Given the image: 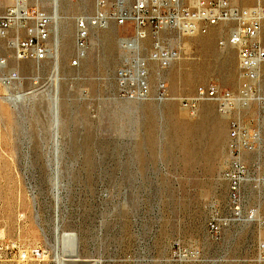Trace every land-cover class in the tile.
I'll use <instances>...</instances> for the list:
<instances>
[{
    "label": "rangeland",
    "instance_id": "1",
    "mask_svg": "<svg viewBox=\"0 0 264 264\" xmlns=\"http://www.w3.org/2000/svg\"><path fill=\"white\" fill-rule=\"evenodd\" d=\"M15 1L0 0V6ZM231 2L251 6L257 0ZM59 3L61 15L71 19L69 33L59 20L56 85L55 58L19 59L0 39V59L19 76L0 88V236L41 247L45 264H59L56 253L74 264L73 242L77 264H264V186L254 180L243 186V217L252 212L253 219L233 220L217 235L209 228L215 211L231 216L224 171L233 120L259 133L257 149L242 159L251 179L264 178V106L253 102L223 115L213 102L192 112L178 100L211 81L238 91V51L220 44L234 25L184 39L163 32L171 46L182 45V56L166 69L151 61V93L132 98L122 94L116 72L126 59L148 56L152 38L130 51L120 42L125 29L111 23L92 33L88 57L72 67L75 17L94 8L92 1L81 9L71 0ZM44 5L52 14L53 0ZM161 80L168 96L160 99ZM261 90L264 95V64ZM180 250L189 255L179 256Z\"/></svg>",
    "mask_w": 264,
    "mask_h": 264
},
{
    "label": "built area",
    "instance_id": "2",
    "mask_svg": "<svg viewBox=\"0 0 264 264\" xmlns=\"http://www.w3.org/2000/svg\"><path fill=\"white\" fill-rule=\"evenodd\" d=\"M34 1V5L30 3ZM45 0H16L6 7L0 6V39H6L14 55L19 59L43 61L55 58L51 47L53 35L52 14L44 5ZM78 3L92 1L93 11L81 12L75 17V53L70 65L77 67L88 57L91 36L96 30L111 23L125 34L120 37L124 48L140 51L147 38H152L148 56L126 59L117 70L116 77L122 85V94L132 98H146L151 93L149 63L156 62L161 69L179 60L182 45L171 46L162 38L163 32L174 33L180 39L204 34L220 24H233L228 37L221 45H231L238 51L241 84L237 92L211 81L199 85L193 95L180 97L179 103L194 112L201 102H213L223 115H230L238 107H248L253 102L264 106L261 90V68L264 64V43L261 32L264 24V0L251 6H237L231 0H71ZM16 30V35L9 34ZM22 32V34H21ZM24 33V34H23ZM169 40V39H168ZM19 81L17 73L6 69V59H0V88L10 87ZM157 96H168L167 85L161 80ZM260 135L250 132L238 120L230 124V160L224 171L229 183L230 217H221L216 211L209 222L210 231L217 235L233 220L253 219L252 212L243 217V186L250 180L264 186V178L251 179L252 172L242 159V153L257 149ZM256 177V178H255ZM264 249V245H261ZM186 251H179V256ZM188 255L189 252L187 251ZM0 264H45V252L41 247L24 248L11 239L0 236Z\"/></svg>",
    "mask_w": 264,
    "mask_h": 264
},
{
    "label": "bare ground",
    "instance_id": "3",
    "mask_svg": "<svg viewBox=\"0 0 264 264\" xmlns=\"http://www.w3.org/2000/svg\"><path fill=\"white\" fill-rule=\"evenodd\" d=\"M79 6V9H81V8H85L87 5H86V3H81V4H79L78 5ZM53 9H52V20H53V23H54V31H56V37L54 38V41H53V43L51 44V47L55 50V61H54V68H53V73H52V75H51V82H53L55 85H56V83L58 82V80H59V77H60V63H59V45H60V36H59V20L60 19H63L64 21H65V25H64V32L66 33L67 31H68V33H69V30L67 29L68 28V24H69V19H71V16H67V15H61V13H60V3H59V0H53V7H52ZM63 32V33H64ZM54 34H55V32H54ZM51 84V83H50ZM52 85V84H51ZM56 90H58V89H56ZM51 94V93H50ZM50 97H52V96H50ZM56 97V96H55ZM10 98H12V97H10ZM22 98V95H19V96H17V97H13L12 98V100H13V102H16L17 101V99H21ZM51 99V98H50ZM55 99V98H54ZM53 107V106H52ZM58 110V109H57ZM56 115H58L57 114V112H56ZM56 119H58L57 118V116H56ZM53 120V119H52ZM55 120V119H54ZM55 123V122H54ZM58 131V130H57ZM55 132V131H54ZM58 133V132H57ZM54 190H57V186H56V189H54ZM56 195H57V193H56ZM57 216V215H56ZM57 218V217H56ZM56 221H57V219H56ZM56 228V235H57V238H59L60 237V234L61 233H59V227L57 226V227H55ZM67 236H70V235H68L67 233H63V235H62V237L65 239ZM62 238V239H63ZM63 239V240H64ZM59 241V240H58ZM58 243V242H57ZM65 243V242H64ZM57 248H58V246H57ZM72 248H73V252H72V255H70V257H72V259H73V261L75 262L74 264H77L76 262L77 261H79L81 258L79 257V254L77 253V248H76V243H72ZM57 250V249H56ZM186 252L182 255V256H184V257H187L188 256V253H187V250H185ZM56 257H57V259H58V262H59V264H64V262H63V260H62V258H60L61 256H59V254L58 253H56ZM70 259V258H69ZM82 262V261H81ZM80 262V263H81ZM79 264V263H78ZM82 264V263H81ZM83 264H85V263H83Z\"/></svg>",
    "mask_w": 264,
    "mask_h": 264
}]
</instances>
